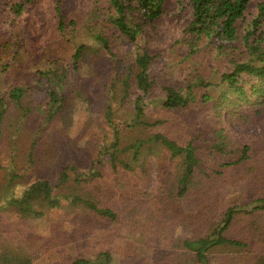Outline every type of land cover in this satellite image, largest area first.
I'll return each mask as SVG.
<instances>
[{"label": "trees", "instance_id": "trees-1", "mask_svg": "<svg viewBox=\"0 0 264 264\" xmlns=\"http://www.w3.org/2000/svg\"><path fill=\"white\" fill-rule=\"evenodd\" d=\"M68 1L0 0V72L6 73L0 76V135L13 110L21 120L35 110L41 112L42 125L34 143L57 117L67 128L72 122V92L80 90V62L88 53L92 80L106 86L102 90L108 97L104 119L114 133L103 152L116 174L125 171L134 180L132 190H121L126 199L144 192L182 224L191 227L197 219L205 224L204 231L193 236L171 237L165 232L167 243L155 249V264H211L221 252H228V264H264V252H252L245 241L228 234L238 216H248L253 224L264 215V133L246 137L226 127L228 118L247 120L249 112L260 113L264 107V0H83L87 15L82 28L77 21L81 13L68 9ZM43 5L57 19L53 44L58 48L64 36L71 34L66 39L74 43V50L69 57L53 52L55 58L45 52L52 66L3 92L10 82L9 67L18 71L19 79L23 77L19 71L23 54L12 45L13 38L21 35V17L41 15ZM172 8L179 22L188 20L181 21L182 28L169 47L155 53L149 45L137 46L136 54L130 55L125 42L137 45L144 33L158 32ZM81 30L89 40H75ZM36 82L46 87V108L35 105L31 88ZM220 85L226 89L216 98L210 87ZM170 124L176 127L170 129ZM162 151L179 163L152 191L139 190L147 184L148 178L142 177H149L153 158ZM210 166L218 177L227 166H244L258 193L237 205L205 197L203 219L181 209L180 203L192 196L202 206L201 198L215 183L207 171ZM100 177L98 170L78 173L77 165L70 163L61 170L57 187H64L60 192L48 179L37 180L20 193L11 192L9 186L4 190L8 203L25 218L44 216L67 199L86 216L116 220L117 213L109 205L113 188L90 186ZM146 232L151 235L153 230ZM113 261L114 252L102 249L94 257L77 255L68 264ZM0 264L35 263L29 255L5 249L0 252Z\"/></svg>", "mask_w": 264, "mask_h": 264}, {"label": "rangeland", "instance_id": "rangeland-1", "mask_svg": "<svg viewBox=\"0 0 264 264\" xmlns=\"http://www.w3.org/2000/svg\"><path fill=\"white\" fill-rule=\"evenodd\" d=\"M175 4L173 2L170 8ZM66 5L68 9L73 8L81 13L82 17H78L77 21L82 28L87 15L83 0H70ZM43 6L41 15L21 17V35L13 38L12 45L14 51L19 50L23 54L19 66L23 77L19 79L16 74L18 71L9 67L6 72L10 82L3 87V92L10 85H18L23 79L29 80L32 73L52 66L54 63L48 60L45 52L55 58L53 52L57 56L69 57L74 50V43L66 39L71 38V34L64 36L58 48L53 44L57 19L50 14L49 8ZM253 9L255 6L251 5ZM187 20L188 17H185L181 21ZM181 21L173 14V8L170 9L158 32L144 33L139 37L137 45L125 42L127 52L134 56L137 46L144 45L151 46L155 53L165 50L179 34ZM75 40L87 41L89 37L81 30ZM90 58L88 53L82 55L77 75L80 90L72 92V122L67 128L61 125L57 117L43 135L37 136L34 143L36 130L42 125L40 111L35 110L21 120L13 110L3 123L0 135V252L11 249L20 255H29L35 264H68L77 255L94 257L98 251L110 249L114 252L112 264H155V249L167 243L165 232L171 237H188L203 232L205 224L201 219L194 221L191 227L182 224L180 219H173L171 211L160 209L158 201L144 196V192L140 196L126 199L121 190H132L134 180L125 171L116 174L106 159L107 153L103 152L113 141L114 133L104 119L108 97L102 90L106 86L92 80ZM210 59H215V55ZM6 62H9L8 56ZM5 74L0 72V76ZM225 89L226 85L212 86L210 93L218 98ZM31 92L37 100L35 105L40 104L46 108L49 99L45 85L33 83ZM175 127L169 125L170 129ZM226 127L232 134L246 137L264 133V107L260 113L249 112L247 120L228 118ZM147 134L144 130V135ZM204 157L211 158L208 155ZM98 159H102L101 164L97 163ZM211 160L217 162L219 159L213 157ZM70 163L77 165L78 173L98 170L102 174L90 186L113 188L109 205L117 213L116 220L86 216L67 199H63L59 207L52 208L46 215L29 218L23 217L8 203L5 187L9 186L11 192L20 193L26 186L40 179H48L57 187L61 170ZM178 163L179 160L172 159L166 151L156 154L149 177H142L143 180L148 178L147 184L139 190L152 191L155 186L163 183ZM213 168L210 166L207 171L213 175L215 183L212 182L210 189L205 191L209 196L206 193L204 199L201 198L202 206L197 204L194 196L180 203L181 209L195 212L202 219L206 207L204 203L208 202L205 197L208 199L215 196V200L224 205H237L249 202L258 193V187L252 183L244 166H227L219 177L214 175ZM63 187L60 185L55 191L60 192ZM153 217L156 221H149ZM149 228L153 230L151 235L146 232ZM228 234L245 241L252 252L263 253L264 215L253 224L248 216H238ZM211 264H228V252L217 254Z\"/></svg>", "mask_w": 264, "mask_h": 264}]
</instances>
